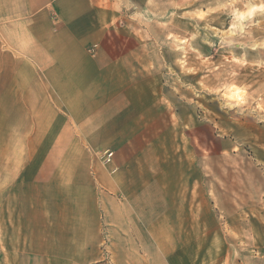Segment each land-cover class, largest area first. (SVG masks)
I'll use <instances>...</instances> for the list:
<instances>
[{
  "label": "crops",
  "instance_id": "obj_1",
  "mask_svg": "<svg viewBox=\"0 0 264 264\" xmlns=\"http://www.w3.org/2000/svg\"><path fill=\"white\" fill-rule=\"evenodd\" d=\"M151 15V0H0V143L47 145L45 178L38 156L29 184L27 168L0 176V264H180L197 245L209 212L178 163L176 60Z\"/></svg>",
  "mask_w": 264,
  "mask_h": 264
},
{
  "label": "rangeland",
  "instance_id": "obj_2",
  "mask_svg": "<svg viewBox=\"0 0 264 264\" xmlns=\"http://www.w3.org/2000/svg\"><path fill=\"white\" fill-rule=\"evenodd\" d=\"M151 13L152 37L176 60L162 84L182 102L178 163L209 212L197 245L178 261L264 264V0H151ZM33 146L0 143V176L9 181L15 168H27L20 178L29 184L38 156L45 178L47 145L39 153ZM100 264H111L110 256Z\"/></svg>",
  "mask_w": 264,
  "mask_h": 264
},
{
  "label": "built area",
  "instance_id": "obj_3",
  "mask_svg": "<svg viewBox=\"0 0 264 264\" xmlns=\"http://www.w3.org/2000/svg\"><path fill=\"white\" fill-rule=\"evenodd\" d=\"M111 158H112V154L111 153H105L103 155V162L104 163H108Z\"/></svg>",
  "mask_w": 264,
  "mask_h": 264
}]
</instances>
